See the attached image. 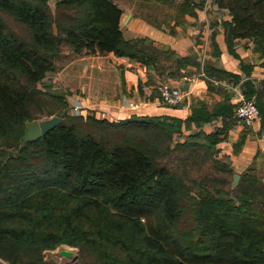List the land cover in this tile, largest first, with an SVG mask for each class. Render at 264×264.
<instances>
[{"label":"trees","instance_id":"1","mask_svg":"<svg viewBox=\"0 0 264 264\" xmlns=\"http://www.w3.org/2000/svg\"><path fill=\"white\" fill-rule=\"evenodd\" d=\"M213 3L223 13L229 51L236 54V39L250 40L264 66V0ZM52 6L49 0H0V259L56 264L44 252L68 244L78 252L67 264H264V181L252 169L230 191L198 182L193 193L188 186V215H182L187 193L167 167L169 155L188 151L192 165L198 153H207L216 171L233 173L215 147L220 128L184 134L188 121L211 119L205 107L186 119L60 113L54 128L21 145L36 112L46 106L51 115V100L66 103L64 95L37 87L55 71L63 45L77 55L113 52L162 70L161 60L173 58L148 38L126 36L113 0ZM212 46L218 52L214 35ZM249 67L240 65V90L254 97L263 126L264 79L252 78Z\"/></svg>","mask_w":264,"mask_h":264},{"label":"crops","instance_id":"2","mask_svg":"<svg viewBox=\"0 0 264 264\" xmlns=\"http://www.w3.org/2000/svg\"><path fill=\"white\" fill-rule=\"evenodd\" d=\"M55 1L49 0V3L54 4ZM113 1L122 9L120 28L126 36L148 38L158 48L173 52V58L161 60L160 64L165 66L162 70L113 52L83 53L76 57L80 61L74 65L90 66L100 74L106 67L118 72L114 91H100L105 84V80L100 78H95L94 88L91 85L88 89L80 87L79 93L92 96L81 98V103L87 108L86 113L95 112L109 120L127 118L132 114L186 119L193 108L205 107L214 113L211 119L201 123L188 121L187 125L184 124V134L199 129L209 133L215 127L220 128V139L215 147L220 150L219 158L227 156L233 171L232 178L239 173L240 179L252 169L264 181V123L262 126L259 118L252 126L245 127L234 115L239 99L237 91H241L240 84L245 78L241 63L250 65L252 78L264 79L263 58L258 57L252 42L236 39V54L229 51L225 26L220 21L223 13L216 11L212 0ZM185 3L191 5L186 8ZM224 18H227L226 14ZM212 35L218 47L216 53ZM176 59L181 60L180 65ZM228 73L240 76L236 78ZM166 81L178 85L184 92L180 104L164 105L158 100L157 87ZM104 88L107 89L106 86ZM123 101L128 103L123 104Z\"/></svg>","mask_w":264,"mask_h":264},{"label":"rangeland","instance_id":"3","mask_svg":"<svg viewBox=\"0 0 264 264\" xmlns=\"http://www.w3.org/2000/svg\"><path fill=\"white\" fill-rule=\"evenodd\" d=\"M51 7H53V3L51 2ZM149 6H151V3H149ZM216 7V6H215ZM152 9V8H151ZM217 11V10H216ZM63 57H60L56 61V69L55 71L48 72L46 74V77L43 81L37 82V87L41 90L47 89L49 92H55L64 95V98L66 100V103L62 104L61 101L58 100H51L54 113L51 115H46L47 112H45L46 106L43 108L41 112H36L35 116L37 118L35 119H46L50 118L54 115H60V113H71L70 109V103L73 102L74 99L83 101L81 98L82 96L85 98H92V96L89 97V95H86L84 92L79 93L80 87L87 88L90 87L94 88V80L95 78H100L102 80H105V86L107 89H105L103 83L101 82L103 88L100 89V91L104 90H111L114 91L115 88V81L118 79L117 75L118 72L115 73L112 69L110 70L108 67H106V70H104L101 74L100 72L93 70L90 66L86 65H74V62L80 61V59L76 58L82 54H74L71 48L67 45H63L62 47ZM76 58V59H75ZM44 84H49V88L44 87ZM110 85V86H108ZM74 98V99H73ZM83 108L81 109L80 113H85L87 111V108H84L85 104H82ZM57 106L56 108H54ZM48 109V107H47ZM58 112V113H57ZM22 140V139H21ZM196 154V153H195ZM200 156L196 158V164H188L189 162H192L194 160H188V151H179V152H173L171 155H169L166 159V164L168 169L174 171V173L180 177L185 186V190L187 194L186 195V203L183 205L182 215L185 216L188 215V186L191 187L190 192L198 193L200 191L198 185H196L198 182L201 185H205L209 187L210 189L213 188H219V189H225V190H231L234 187H232V174L229 173H221L220 171H216L215 167L216 163L213 159L209 158L207 153H198ZM221 166V165H220ZM219 166V167H220ZM218 167V168H219ZM223 167V165H222ZM225 176V179L228 180L227 183L222 184L219 182V179ZM214 178L216 180H214ZM203 179V180H202ZM191 180H194L192 183ZM238 184V183H237ZM183 192V191H182ZM231 194H233L231 192ZM61 249H68L73 252L72 257H65L61 256L59 254V251ZM78 252V248L75 246H70L68 244H61L58 247H56L53 250H48L44 252L45 259L48 261H51L56 264H67L71 263V261L75 258V254Z\"/></svg>","mask_w":264,"mask_h":264},{"label":"built area","instance_id":"4","mask_svg":"<svg viewBox=\"0 0 264 264\" xmlns=\"http://www.w3.org/2000/svg\"><path fill=\"white\" fill-rule=\"evenodd\" d=\"M196 1V0H191ZM158 100L164 105H178L182 102L184 92L182 89L171 82H162L158 85ZM239 99L234 107L235 118L245 127L252 126L260 118L259 109L254 97L246 98L241 91H237ZM74 99V98H73ZM128 102L123 101V104ZM83 105L80 100L74 99L70 103V109L74 113H80Z\"/></svg>","mask_w":264,"mask_h":264},{"label":"water","instance_id":"5","mask_svg":"<svg viewBox=\"0 0 264 264\" xmlns=\"http://www.w3.org/2000/svg\"><path fill=\"white\" fill-rule=\"evenodd\" d=\"M61 120L62 118L60 116L54 115L50 118H46L42 120L32 119L28 121L26 125V130L24 131L22 135L21 145H24L28 141H34L38 139L43 134L47 133L49 130L54 128ZM239 176H240L239 173H235L233 175L232 187H235L237 185ZM59 254L61 256L70 258L72 257L73 252L68 249H61L59 251Z\"/></svg>","mask_w":264,"mask_h":264}]
</instances>
